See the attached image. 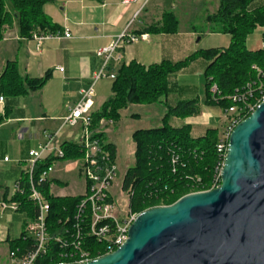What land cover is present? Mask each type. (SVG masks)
<instances>
[{
  "label": "trees",
  "instance_id": "trees-1",
  "mask_svg": "<svg viewBox=\"0 0 264 264\" xmlns=\"http://www.w3.org/2000/svg\"><path fill=\"white\" fill-rule=\"evenodd\" d=\"M49 1L51 0H0V41L4 37V27L14 21H17L22 37H30L32 31L38 29L44 33L59 32V26L44 11V5ZM255 1L219 0L215 11L206 16L208 31L230 35L231 42L226 48L200 50L178 62L166 59L160 63L143 65L131 61L118 68L111 67L116 72V78L112 82V96L93 112V128H99L102 119L120 121L121 110L132 104H160L164 110L160 126L137 130L132 136L136 143L135 163L126 171L124 188H132L130 206L133 212L171 205L187 194L213 187L220 161L217 151L219 132L216 128H210L204 136L193 138L190 124L182 127H173L170 124L172 117L185 119L199 115L201 106L199 98L180 100L175 105L168 104L169 77L194 60L205 59V101L222 109L232 105L228 97L236 90H242L248 83L258 82V69L263 73L261 79L264 82V47L255 51L247 47L248 37L257 29L264 28V4L253 8ZM7 5H10L11 10H8ZM178 30V18L173 12H166L161 24L147 27L139 34H173ZM262 36L264 41V31ZM253 65L258 69L253 68ZM51 76L50 71L40 78L24 76L16 62H9L0 76V95L5 98L27 95L42 89ZM215 83L220 95L225 97L218 102L213 99L211 91ZM4 119L5 116L0 115V125ZM99 136L107 142L105 133ZM106 147L116 156V147L112 143H107ZM63 148L66 159L82 156L80 148L72 142L64 143ZM173 154L179 155L180 159L175 171L171 162ZM50 164L48 159L41 167L46 168ZM52 182L41 185V190L51 206L47 220L51 245L35 264H54L62 260L72 264L76 261V257L71 256L74 255L72 247L65 250L55 239L64 237L73 240L67 230H73L81 196L55 197L50 193ZM11 200L18 201L20 210L29 211L34 218L36 207L28 199V190L25 195H16ZM83 234V247L91 251L92 259L105 254L103 243L88 232ZM24 235L25 232L20 239L13 242V250L18 249L20 254L30 247Z\"/></svg>",
  "mask_w": 264,
  "mask_h": 264
},
{
  "label": "crops",
  "instance_id": "crops-1",
  "mask_svg": "<svg viewBox=\"0 0 264 264\" xmlns=\"http://www.w3.org/2000/svg\"><path fill=\"white\" fill-rule=\"evenodd\" d=\"M218 2L219 0H211L205 7L200 0H51L44 5L45 13L59 26V32L68 31L71 38L48 39L41 43L40 48L32 37L20 35L15 21L6 26L5 37L0 42V75L9 62H16L24 76L40 78L47 71L52 76L42 89L24 96L6 98L4 107H0V115L5 116L0 125V150L2 153H12V157L5 154L0 160V264H13L10 255L13 242L22 237L26 225L33 219L29 211L3 210L1 203L9 200L14 184L23 176L29 150L36 148L44 140L45 131L52 132L58 128L68 113L69 106L79 100L81 89L94 83V75L103 66V59L97 56L96 51L108 46L127 27L131 33L140 35L141 30L161 24L166 12H173L180 24L186 22L184 26L180 25L179 32L142 34L147 36L146 39L119 50L121 59L113 61L111 67L118 68L131 61L151 65L162 59H182L195 50L193 42L198 34H203L204 29L197 30V22L213 13ZM203 27L206 28L207 25ZM259 29L263 31V28ZM252 36L253 34L247 40L248 49L255 51L263 48L264 41L259 43L256 39L254 42ZM226 47L228 45L217 48ZM196 61L199 63L201 59ZM112 82L98 81L95 84L97 109L112 96ZM29 98H33V101H29ZM187 99L194 98L179 97L172 105ZM131 106L121 110V117ZM147 106L151 107L149 116L162 118V105L161 109L156 104ZM129 115L139 117L136 113ZM207 116L203 122L199 120L200 114L185 119L174 117L171 120L172 126L190 124L192 137H202L208 129L214 128L211 125V115ZM193 119L196 121H192ZM113 137L115 141H119L126 158L133 153L135 156V142L131 145L124 144L126 139L123 137ZM23 141L29 144L27 153L19 150ZM115 141L109 142L116 147L117 152ZM52 180L50 193L55 197L79 196L85 191L78 162H55Z\"/></svg>",
  "mask_w": 264,
  "mask_h": 264
},
{
  "label": "built area",
  "instance_id": "built-area-1",
  "mask_svg": "<svg viewBox=\"0 0 264 264\" xmlns=\"http://www.w3.org/2000/svg\"><path fill=\"white\" fill-rule=\"evenodd\" d=\"M146 37V35L131 33L127 27L108 46L99 48L96 54L103 59V66L94 75V83L88 88L81 89L79 100L69 106L68 113L58 128L52 132L45 131L44 140L36 148L29 150L23 176L14 184L9 200L1 203L3 210L18 211L20 210V203L11 199L16 195H25L28 190V199L36 207L34 218L24 230V238L29 242L30 247L21 254L18 249L12 250L10 255L13 264H35L37 259L46 254L50 248L51 237L47 220L51 206L47 196L41 190V185L53 181L52 174L55 171V162L58 160L80 163V173L86 187L84 193L79 195L81 201L75 214L73 230H67V234L71 235L73 240L57 237L55 241L65 250L71 246L74 250V255L71 256L76 257L74 263H83L93 260L91 251L83 247L84 232H88L90 236L104 244V255L114 252L127 240L129 227L141 212L136 213L131 209L132 188H124V179L120 186L116 183L117 154L113 156L112 151L106 147L107 143L111 142L105 143L99 136L101 133L110 132L109 127L113 121L102 119L100 127L93 128L92 114L97 109L95 106V84L102 79L113 81L116 78V72L111 70V64L113 61L121 59L119 50L139 39H146ZM32 38L37 41V47L40 48L41 43L45 40L71 38V33L68 31L63 33L35 32L32 34ZM253 68L258 69L255 65ZM262 75L263 73L258 69V82L248 83L242 90H236L234 94L228 97L232 101V105L222 109L226 124L217 144L220 161L216 168L214 185L208 190L220 185L221 170L228 150L230 133L241 120L249 116L260 103L264 102ZM211 91L215 101L218 102L225 98L220 95L221 92L216 83L213 84ZM5 101V96L0 95V107H4ZM70 142L80 148L82 156L74 159L65 158L66 152L63 144ZM48 159L51 164L46 168L41 167ZM179 160V155H172L171 162L174 171ZM125 200H127L126 204L124 203ZM54 264L69 263L62 260Z\"/></svg>",
  "mask_w": 264,
  "mask_h": 264
},
{
  "label": "water",
  "instance_id": "water-1",
  "mask_svg": "<svg viewBox=\"0 0 264 264\" xmlns=\"http://www.w3.org/2000/svg\"><path fill=\"white\" fill-rule=\"evenodd\" d=\"M72 264H264V102L230 133L218 187L142 211L114 252Z\"/></svg>",
  "mask_w": 264,
  "mask_h": 264
},
{
  "label": "rangeland",
  "instance_id": "rangeland-1",
  "mask_svg": "<svg viewBox=\"0 0 264 264\" xmlns=\"http://www.w3.org/2000/svg\"><path fill=\"white\" fill-rule=\"evenodd\" d=\"M201 3L203 5H205V7H207L210 4L211 0H200ZM264 4V2H261V0H256L253 3V8L254 7H258L259 5ZM8 10H11L10 5H7ZM179 20V19H178ZM17 23V21H15ZM186 22H183L180 24V20H179V30L180 31V25H185ZM18 25V23H17ZM197 25L199 26L197 28L198 31L203 30V34H198L194 40V46H195V50H193L192 52H190L187 56H185L184 58L197 53L200 50H205V49H209V48H217L223 45H228L231 42V37L229 34H224V33H215V32H210L208 31L207 27H206V22L205 19H201L197 22ZM7 26V25H6ZM6 26L4 27V37H5V33H6ZM203 26H205L206 28H204ZM19 28V25H18ZM264 31V28H263ZM263 31L261 29H257L254 33L252 38H254V42L257 39L258 42L260 43L261 40L263 41ZM35 32H42L41 30H33L32 34ZM19 33H20V28H19ZM32 34L30 37H26V38H31ZM21 35V34H20ZM3 37V39H4ZM198 39H200L198 41ZM141 40V39H139ZM138 40V41H139ZM1 42V41H0ZM253 45V44H252ZM184 58H180L181 60H183ZM180 59L178 60H173L171 58H169L168 60H171L172 62H178L181 61ZM199 60L201 59V62H197L196 60H194L193 62H191L187 67L182 68L181 70H179L178 72L171 74L169 77V94L167 97V103L172 105L176 102V100L179 99V97H192V98H199L200 100V106H201V112H200V121H204L203 119L205 117H208L207 115H211L212 120V127L216 128L219 132V135H221L224 131L225 128V120L223 119V110L220 106L218 105H213V104H209L205 101L206 99V88H205V66L207 61L203 58H198ZM203 59V60H202ZM166 60V59H162L161 61ZM160 61V62H161ZM159 62V63H160ZM195 62V63H194ZM194 63L192 66L191 64ZM190 66V67H189ZM60 69V68H58ZM3 73V72H2ZM1 73V75H2ZM0 75V76H1ZM101 81L104 82H110V80L108 79H103ZM99 81V82H101ZM29 101H33V98H29ZM158 105V109H161L160 104H156V106ZM22 106V105H21ZM133 106H137V107H133ZM139 106V107H138ZM163 107V106H162ZM17 108V106H16ZM149 106L147 105H137V104H132V106L130 107V109L127 112H123L122 113V117L120 119V121L118 122H113V124L109 127V129L111 130V132H108L107 135V140L114 142V137L118 135L119 137H123L124 139H126V141L124 142V144H133V139H132V132L140 130V129H149V128H153V127H157L160 126L162 124V118L160 116H149L148 112H149ZM164 113V110H162ZM129 113H136L139 115V117H131V115H129ZM163 117V116H162ZM174 117H172L170 119V124L173 125V122L171 121ZM198 120V119H197ZM198 120V122H199ZM192 121H196L195 119H193ZM202 127V126H201ZM192 135V134H191ZM196 135V134H195ZM115 143L117 144V162H118V172H117V179H116V183H118V185L120 186V183H122L124 176L126 174V171L128 169L129 166H132L134 164L135 161V156L134 153L130 155V157L126 158L125 154L122 152V147L119 144V141H115ZM29 149V144L27 141H23L21 143V145L19 146V150L23 151L25 153L28 152ZM8 155V157H12V153L9 152H4L2 153V151L0 150V160H2L4 158V156ZM63 187V186H60ZM118 191V188H117ZM127 200H125V204H126Z\"/></svg>",
  "mask_w": 264,
  "mask_h": 264
}]
</instances>
